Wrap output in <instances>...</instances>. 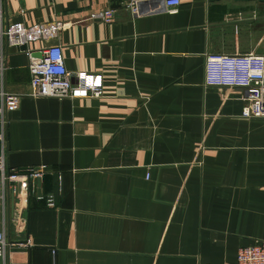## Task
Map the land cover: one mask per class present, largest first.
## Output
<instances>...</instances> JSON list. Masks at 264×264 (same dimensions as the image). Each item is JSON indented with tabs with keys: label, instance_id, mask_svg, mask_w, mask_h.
<instances>
[{
	"label": "crops",
	"instance_id": "1",
	"mask_svg": "<svg viewBox=\"0 0 264 264\" xmlns=\"http://www.w3.org/2000/svg\"><path fill=\"white\" fill-rule=\"evenodd\" d=\"M121 1L1 0L4 23L61 25L31 53L58 44L66 70L102 77L100 97L29 96L27 56L4 47L1 84L19 95L4 162L45 170L31 244L6 264H231L264 239V118L240 116L241 89L203 86L202 67L204 52L264 55V0L87 19Z\"/></svg>",
	"mask_w": 264,
	"mask_h": 264
},
{
	"label": "built area",
	"instance_id": "2",
	"mask_svg": "<svg viewBox=\"0 0 264 264\" xmlns=\"http://www.w3.org/2000/svg\"><path fill=\"white\" fill-rule=\"evenodd\" d=\"M179 3V0H122L114 8L88 13L87 19L111 22L118 11L135 18L175 8ZM60 28L58 22L34 25H24L20 21L4 23L0 0V264H6V255L11 247L22 248L31 244L26 233L27 198L34 181L45 172L43 166L16 170L4 162V116L17 108L19 98L1 84L4 47L20 49L27 56L29 96L78 99L102 95L101 74L66 70L58 44L43 45L38 51L39 57L31 56V51L26 48L29 42L54 37ZM202 67L203 86L241 89L243 104L240 116L264 118L263 54L204 52ZM47 204H51L50 198H47ZM231 264H264V239H255L240 246Z\"/></svg>",
	"mask_w": 264,
	"mask_h": 264
},
{
	"label": "water",
	"instance_id": "3",
	"mask_svg": "<svg viewBox=\"0 0 264 264\" xmlns=\"http://www.w3.org/2000/svg\"><path fill=\"white\" fill-rule=\"evenodd\" d=\"M238 1H247V0H238ZM250 1V0H249ZM31 56H33V57H39L40 56V54H39V52L38 53H32L31 54ZM37 182V185H38V179L36 180Z\"/></svg>",
	"mask_w": 264,
	"mask_h": 264
}]
</instances>
